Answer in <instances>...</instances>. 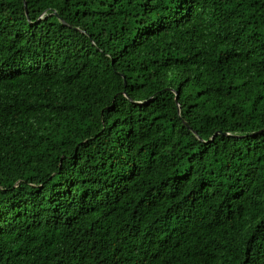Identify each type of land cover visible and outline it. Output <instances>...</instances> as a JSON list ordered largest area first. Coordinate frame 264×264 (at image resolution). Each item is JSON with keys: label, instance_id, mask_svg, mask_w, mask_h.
Here are the masks:
<instances>
[{"label": "trees", "instance_id": "16d2710c", "mask_svg": "<svg viewBox=\"0 0 264 264\" xmlns=\"http://www.w3.org/2000/svg\"><path fill=\"white\" fill-rule=\"evenodd\" d=\"M0 264H264V0H0Z\"/></svg>", "mask_w": 264, "mask_h": 264}, {"label": "water", "instance_id": "95a60500", "mask_svg": "<svg viewBox=\"0 0 264 264\" xmlns=\"http://www.w3.org/2000/svg\"><path fill=\"white\" fill-rule=\"evenodd\" d=\"M177 97H178V95L176 94V96H175V101H177Z\"/></svg>", "mask_w": 264, "mask_h": 264}]
</instances>
